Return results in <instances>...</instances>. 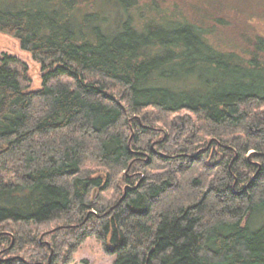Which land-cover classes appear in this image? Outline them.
Listing matches in <instances>:
<instances>
[{
	"label": "trees",
	"instance_id": "1",
	"mask_svg": "<svg viewBox=\"0 0 264 264\" xmlns=\"http://www.w3.org/2000/svg\"><path fill=\"white\" fill-rule=\"evenodd\" d=\"M77 1L0 0V32L43 71L28 90L0 56V163L20 168L0 180V227L18 232L0 264H57L65 231L67 263L94 235L112 264H264V37L223 46L213 3L201 17L150 6L112 32L72 19ZM136 1L118 3L141 14ZM51 223L50 246L17 227ZM26 244L30 261L14 253Z\"/></svg>",
	"mask_w": 264,
	"mask_h": 264
},
{
	"label": "rangeland",
	"instance_id": "2",
	"mask_svg": "<svg viewBox=\"0 0 264 264\" xmlns=\"http://www.w3.org/2000/svg\"><path fill=\"white\" fill-rule=\"evenodd\" d=\"M35 1L27 0V3H36ZM50 1L51 3L53 2L57 4L63 3V0H49V2ZM152 3H154V5H151ZM211 3H213L212 9H217L215 13H222L220 16L227 20V27L223 28L222 26H218L215 35V37H217L218 33L220 32L218 41L223 46L229 47L231 45L239 48L244 44L243 41H241L243 38L249 39V37L252 38L253 35L264 37V0H137L136 4L142 7L141 14H139V9H136L135 7H129L127 9L123 8L121 4L118 3V0H78L77 3L71 5L69 9L65 7L61 9L60 7H57V4H54L53 7L59 8L60 11H65L66 9L69 10L68 12L71 11L70 13L72 15V19H77L78 23H84L82 19H92V16L87 18L81 16L82 13L85 14L88 11L90 14L94 13L96 20H99L98 23L101 25V27L113 32L114 30L119 29L122 21H124L127 16L134 20L135 23L138 22L141 16L143 18L145 17V19H150L149 16L156 18V13H148L150 6H154L160 12H163L164 17L173 16L175 12L176 15L179 13H184V15L188 16L191 13H195L193 10L198 11L196 13L197 17H201L197 4H200L203 9L209 10L210 5H212ZM196 20L207 22V19ZM85 28L87 32L88 27L86 26ZM4 53L15 56L20 61L25 75L28 77V83L26 82L28 90H37L41 87L43 71L41 69L40 63L32 57V54L29 51L21 48L19 39L13 37L10 34L0 32V56ZM133 119L135 120L134 116L129 117L131 134L135 132V126L132 125L134 121ZM161 137L162 135L160 134L155 140L160 139ZM131 173L132 177H138V175H140L139 172L134 170H132ZM19 174L20 168L17 163L11 161L0 163L1 181H14ZM94 193L95 190L92 193V196ZM55 226V223H51L41 226L34 224H20L17 227L21 229L22 234L34 238L41 244H45V246H50L52 242V231ZM5 228L12 229L14 226L2 225L0 227V232H6V235H9V237L6 238L0 245V250L9 247L8 244L11 245L18 235L15 233L13 234V232H16V230L11 233L8 232V230H5ZM68 236L69 235H67L66 231L60 236V242L63 243L65 247L60 254L61 258L57 264L113 263L115 256L106 253L102 242L94 235L88 236L76 248V250L72 253V260L70 262H65L66 257L69 255L66 249V245L69 242ZM25 247L26 248L24 250L15 251L14 253L26 261H30L29 258L32 257L29 254V248L31 246L30 244H26ZM45 250V257L43 260L47 262L52 257H54V253L52 250H48L47 247ZM1 255L2 254H0V256Z\"/></svg>",
	"mask_w": 264,
	"mask_h": 264
},
{
	"label": "water",
	"instance_id": "3",
	"mask_svg": "<svg viewBox=\"0 0 264 264\" xmlns=\"http://www.w3.org/2000/svg\"><path fill=\"white\" fill-rule=\"evenodd\" d=\"M122 198H123V196L120 199H122Z\"/></svg>",
	"mask_w": 264,
	"mask_h": 264
}]
</instances>
